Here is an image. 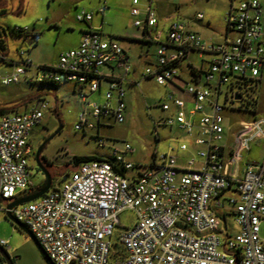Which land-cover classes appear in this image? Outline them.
<instances>
[{
	"label": "built area",
	"instance_id": "2783aa9c",
	"mask_svg": "<svg viewBox=\"0 0 264 264\" xmlns=\"http://www.w3.org/2000/svg\"><path fill=\"white\" fill-rule=\"evenodd\" d=\"M145 1L144 21L134 22V27L144 31L157 24L152 0ZM139 3L131 0V16L139 15ZM106 10L103 6L97 13L103 15ZM92 17L81 11L76 21L89 24ZM263 19L260 0H230L223 20L227 34L235 37L211 45L184 24L173 22L167 43L156 52V63L143 72V78L165 86L177 78L178 65L191 51L212 55L207 71L201 74L203 84L186 85L193 108L187 111L184 101L169 94L174 113L153 123L155 128L177 127L188 135L195 130L199 167L190 160L180 168L171 154H154L148 166L134 165L126 160L133 149L125 145L112 149L110 158L78 163L70 176L37 200L6 208L53 264H264V239L259 236L264 222V163L247 164L241 177L227 173L242 152L264 139V118L240 123L226 159L219 144L224 137L221 89L234 82L258 80L264 65ZM168 48L173 49L171 54H166ZM110 66L119 67L124 75L131 70L124 50L104 39L99 30L90 29L82 33L77 48L60 54L56 65L30 72V62L22 60L0 82L8 86L23 78L30 84L73 85L82 105L74 130L95 131V141L102 147L99 128L110 126L104 123L110 120L122 124L126 110L121 76L102 71ZM102 83L107 85L104 102H89ZM48 106L41 100L23 112L0 115V202L24 198L37 188L29 173L30 135ZM161 109L168 112L170 105L163 103ZM180 150L186 151V145ZM134 169V174H126ZM125 211L135 213V222L118 231L119 215ZM220 212L233 216L235 233L228 231ZM116 246L124 253L113 252ZM0 247L4 250L6 242L0 241Z\"/></svg>",
	"mask_w": 264,
	"mask_h": 264
},
{
	"label": "rangeland",
	"instance_id": "374dc122",
	"mask_svg": "<svg viewBox=\"0 0 264 264\" xmlns=\"http://www.w3.org/2000/svg\"><path fill=\"white\" fill-rule=\"evenodd\" d=\"M229 1L153 0L152 7L156 14L161 40L167 41V27L175 21L187 25V28L205 43L209 38L223 36L225 32L223 19ZM130 2L131 0H0V27L6 32L5 63H0V77L10 74L13 65L21 63L22 60L30 62L31 67L27 69L30 72H34L35 68L40 66L56 65L60 54L73 50L68 47L76 43L80 36V28H87L90 24L100 26L104 39L113 40L132 57L140 56L138 58L141 64L140 73L146 68H152L157 60V46L125 37L139 34V30L132 26L134 19L129 13ZM262 2L264 5V0ZM145 3V0H140L137 8ZM103 6L107 10L102 17L97 11ZM81 11L93 14L89 24L76 21V15ZM198 14L203 16V21L194 22L193 19ZM142 15L136 20H140ZM15 29H27L29 33L39 34V38L34 42L30 36L16 34ZM229 36L230 39L235 37L233 33ZM20 53L24 55L20 56ZM197 56V53L191 54L183 65L186 66L190 62L193 66L200 67L203 61L206 68L209 57L203 54V58L198 59ZM226 91L229 95H240L238 101L231 96L227 103L220 101L224 105L222 117L228 131L237 132L240 123L250 120L252 116L258 117L261 114L264 116V77L261 82H239L235 88ZM84 92L88 93L87 88ZM167 92H173L176 97L186 99L184 94L158 86L149 80H142L139 89L127 88L128 110H125L124 122L122 124L113 123L111 120L104 122L110 126L104 125L99 128L98 136L104 140L102 147L95 141L97 137L95 131L83 134L74 130L82 105L77 91H73L71 84L42 86L30 84L23 78L18 84L8 86L0 82V107L10 108L29 96H40L48 102V110L43 112L40 125L31 132L30 144L35 147L43 138L49 139L44 155L53 165L50 174L51 188H54L63 177L70 176L76 170L75 158H110L112 149H122L125 145L133 149V153L128 154L126 160L138 166H148L154 154L157 156L171 154L177 159L179 166H186L190 160L200 162L196 157V149L193 148V141L197 137L196 131L189 136L177 127H154L153 122H161L167 116L161 109L163 103H169ZM93 95L89 97L90 102ZM27 108L20 107L14 112H23ZM192 108L193 104L187 105L188 110ZM59 127L60 131L55 134ZM229 134L230 132H227L226 139L231 143L232 136ZM182 144L187 146L189 152L179 151ZM29 168L33 184L36 187L42 185L44 177L30 159ZM136 171L134 169L126 174L130 176ZM10 203L0 202V241L6 242L7 247L4 250L11 263L46 264L31 239L6 218V208ZM135 219V213L132 211L121 213L119 215L121 228L117 230L125 231L131 228ZM227 223L228 231L235 233L237 228L232 216H228ZM259 236L264 239V224L260 225ZM112 251L124 253L120 246H116ZM0 264H7L1 256Z\"/></svg>",
	"mask_w": 264,
	"mask_h": 264
},
{
	"label": "crops",
	"instance_id": "0c3cea01",
	"mask_svg": "<svg viewBox=\"0 0 264 264\" xmlns=\"http://www.w3.org/2000/svg\"><path fill=\"white\" fill-rule=\"evenodd\" d=\"M169 2H171V0H167ZM173 1V0H172ZM153 2V0H152ZM230 2V1H229ZM260 3H261V6H262V9H263V18H264V5H263V2L262 0H260ZM140 4V3H139ZM144 5H142L139 9V15L136 16V17H133L131 16L130 14V17L132 19H134V22L135 21H144L145 19V14H144ZM229 7V6H228ZM131 8H132V4L130 2V11H131ZM129 11V13H130ZM227 11V10H226ZM141 14L142 15V18L140 20H136ZM105 15V13L103 15H101L102 17ZM199 15V14H198ZM225 15V14H224ZM92 21V20H91ZM194 22H198V21H203V16H202V19L201 20H198L196 19V17H194L193 19ZM134 22L132 24L133 28L136 30H139V34H131V35H126L125 37H129L131 38L132 40H137V41H143L145 43H148V44H154L156 45V51L159 49V47L161 45H165L167 43L162 41L161 40V35L160 33L158 32V27H157V24L155 27L151 28V29H146L145 31L140 29V28H137V27H134ZM176 22V21H175ZM263 22H264V19H263ZM173 23V22H172ZM208 24V22H207ZM185 25V24H184ZM209 25V24H208ZM169 27V26H168ZM168 27H167V30H168ZM186 29L191 32L188 28H187V25H185ZM85 29L87 30H99V32L101 33V27H95V26H91V24L89 25V27L87 28H80V36L78 37L76 43L72 44L70 47L68 48H72V49H75L78 47L79 43H80V39H81V35L82 33L85 31ZM194 33V32H193ZM102 35V34H101ZM230 37L229 34H227L226 32V28H225V32L223 34V36H220V37H215V38H209L208 39V42L204 43L206 45H211V44H219L221 43L224 38L226 37ZM200 38V37H199ZM263 38H264V35H263ZM262 38V40L264 41V39ZM167 39V38H166ZM201 39V38H200ZM122 48V47H121ZM123 49V48H122ZM124 50V49H123ZM124 52L126 53V57L128 59V63L130 65V72L127 74V75H124L122 70L117 67V66H110V67H105L102 71L104 74H113V75H119L121 76L122 78V86L125 90V105H126V111L128 110V107H127V98H126V89L127 88H130V87H133V88H137L139 89L140 86H141V81L142 80H149V81H153L151 79H145L143 78V72L140 73V67H141V64L139 62V59L140 56H138L137 58H134L132 57L131 55H129L125 50ZM173 52V49L171 48H168L166 50V54H171ZM194 53H197V58L198 59H202L203 58V54H206L208 57H209V62L207 64V67L205 68V66L203 65L204 62L202 61L200 67H195L193 66L192 63L188 62L187 65H183V62L191 55V54H194ZM203 54H200L196 51H191L190 53H188V55L186 56V58L184 60L181 61V63L178 65V76L176 79H174L171 83L165 85L164 87H166L167 89H171L172 91L174 92H178V93H181V94H184L186 99H180L178 97H176L174 95L173 92H167V97L169 94L173 95L174 97L184 101L185 103V109L188 111L187 109V105L189 104H192L193 103V100L192 98L186 93L185 91V88H186V85L188 84H192V83H197L199 82L200 84H203V78H202V73L207 71L208 67H209V64H210V61L212 59V55L211 54H208V53H203ZM142 77V79H141ZM263 77H264V65L263 67L261 68L260 70V76L258 78V82H261L263 80ZM154 82V81H153ZM155 83V82H154ZM67 84V83H66ZM156 84V83H155ZM238 83L234 82L233 83V86L231 87H226V88H222L221 89V92L222 94L219 96V101L223 100L224 103H227L228 100H229V92L226 91L227 89H233L237 86ZM157 85V84H156ZM159 86V85H158ZM107 89V85L105 83H102L101 86H100V90L95 93L93 95V99H92V102L91 103H97V104H102L104 102V99H103V94L105 92V90ZM226 89V90H225ZM76 88L73 86V91H75ZM77 91V90H76ZM224 95L226 96V98H223ZM235 97H238V99H235ZM234 99L235 100H240V95L239 94H235L234 95ZM89 101V100H88ZM90 102V101H89ZM221 103V102H220ZM170 105V110L168 112H165L167 113V116L168 117L169 115L173 114L174 113V107L171 103H168ZM32 105V104H31ZM29 105L28 108L31 106ZM208 111V110H207ZM259 117H263L264 116L261 114L260 116L258 117H255V116H252V118L250 120H246V121H251V120H254L256 118H259ZM246 121H243V122H246ZM154 123V122H153ZM159 127H163V126H159ZM223 127H224V137H223V140L221 141L222 144H220V146L223 147L224 149V152H223V155H224V158L226 159L228 156H229V153H230V150L234 144V135L236 134V132L233 133V131H228V129L225 127L224 125V118H223ZM179 129V128H178ZM180 130V129H179ZM182 131V130H181ZM193 132H195V130H193ZM227 132H230L229 136L231 135L232 136V141L231 143L227 141L226 137H227ZM196 133V132H195ZM191 136V135H189ZM226 139V140H225ZM195 140V139H194ZM225 140V141H224ZM184 145V144H182ZM181 146V145H180ZM187 147V146H186ZM193 148H195V145H194V141H193ZM174 151V150H172ZM179 151L180 150V147H179ZM181 152H189V149L187 148L186 151H181ZM132 154V153H131ZM128 155L126 156V159H127ZM195 161V160H194ZM198 163V164H197ZM264 163V139H260V140H257L255 142H253L250 147H249V150L248 151H244L241 153V158H240V161L238 163H236L235 165H229L227 167V173L228 175H233V176H236V177H241L244 170H245V167L247 164H263ZM177 164H178V161H177ZM195 167L196 165L199 166L200 165V162H196L195 161ZM179 166V165H178ZM180 168H185L186 166H179ZM197 168V167H196ZM229 194H227L226 196H228ZM220 217H224L223 219L225 220V226L226 228L228 227V223H227V218L228 216H232L229 212H220ZM233 217V216H232ZM261 224H264V222H262ZM230 232V231H229ZM231 233V232H230ZM234 232H232L233 234Z\"/></svg>",
	"mask_w": 264,
	"mask_h": 264
},
{
	"label": "water",
	"instance_id": "95a60500",
	"mask_svg": "<svg viewBox=\"0 0 264 264\" xmlns=\"http://www.w3.org/2000/svg\"><path fill=\"white\" fill-rule=\"evenodd\" d=\"M235 99H238V97H235ZM61 127H59V129L56 131L55 134H57L60 131ZM54 134V135H55ZM49 140V139H48ZM43 177H44V186L37 190L35 193L28 195L24 198L18 199L16 201L11 202L8 206H7V210H10L14 207L29 203V202H33L34 200H37L38 198L44 196L50 189H51V185H52V177L51 175L44 171L43 172ZM66 179V176L63 177L62 181ZM6 218L15 225V227H17L19 230H21L22 232H24L30 239L31 241L34 243L35 247L37 248V250L39 251L41 257L43 258V260L45 261L46 264H53L50 259L47 257V255L44 253V251L42 250V248L40 247V245L38 244V242L34 239V237L32 236V234L28 231V229L26 227H24L22 224L18 223L17 221H15L13 219V217L10 215V213L7 211L6 212ZM0 256L4 259V261L7 264H12L9 257L7 256L6 251H4L1 247H0Z\"/></svg>",
	"mask_w": 264,
	"mask_h": 264
},
{
	"label": "trees",
	"instance_id": "16d2710c",
	"mask_svg": "<svg viewBox=\"0 0 264 264\" xmlns=\"http://www.w3.org/2000/svg\"><path fill=\"white\" fill-rule=\"evenodd\" d=\"M14 32L18 35H23L25 37H32L33 41L36 42L37 39L39 38V34L37 33H24L23 29H15ZM6 32L3 28L0 27V63H5V53H6ZM2 58V59H1ZM245 83H253V82H257V81H244ZM43 85H49V86H55L56 84H41ZM43 99L40 98V96H29L26 97L25 99H21L19 102L15 103L13 106H11L10 108H5V107H0V115L2 114H7L10 112H14L16 109L20 108V107H28L29 105H33L35 103H37L38 101H41ZM94 159H98V157H85V158H75L74 162L77 165L78 163L81 162H85V161H89V160H94ZM44 186V183L40 186H38L34 193L41 189Z\"/></svg>",
	"mask_w": 264,
	"mask_h": 264
},
{
	"label": "flooded vegetation",
	"instance_id": "af4514ba",
	"mask_svg": "<svg viewBox=\"0 0 264 264\" xmlns=\"http://www.w3.org/2000/svg\"><path fill=\"white\" fill-rule=\"evenodd\" d=\"M47 143H48V138H43L35 147H33L30 144L31 146L30 160L34 164L35 168L42 175L44 171L50 174V169L53 168L52 163L49 160H47L46 156L44 155V151Z\"/></svg>",
	"mask_w": 264,
	"mask_h": 264
}]
</instances>
